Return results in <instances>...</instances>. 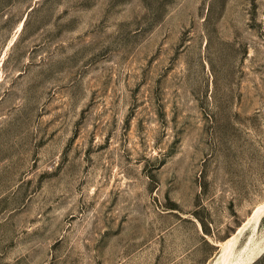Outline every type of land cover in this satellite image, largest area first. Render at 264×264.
<instances>
[{
  "label": "rangeland",
  "instance_id": "374dc122",
  "mask_svg": "<svg viewBox=\"0 0 264 264\" xmlns=\"http://www.w3.org/2000/svg\"><path fill=\"white\" fill-rule=\"evenodd\" d=\"M259 206L264 0H0V264H264Z\"/></svg>",
  "mask_w": 264,
  "mask_h": 264
},
{
  "label": "bare ground",
  "instance_id": "6f19581e",
  "mask_svg": "<svg viewBox=\"0 0 264 264\" xmlns=\"http://www.w3.org/2000/svg\"><path fill=\"white\" fill-rule=\"evenodd\" d=\"M263 206H259L253 213L252 215V220L255 221L256 223H258L260 221V217H262V211H263ZM251 219V218H250ZM250 221V220H249ZM240 231V230H239ZM237 237V236H236ZM234 239L235 238H231L230 241L226 242L225 247L224 248V253L222 254L221 257H219L220 259L217 261L216 264H225L227 261V252L230 250V248L235 244L234 243ZM236 240V239H235ZM236 242V241H235ZM253 256V255H252ZM252 259H254V256L251 258V262L253 261ZM235 263V261H234ZM241 263V262H240ZM249 264V263H248Z\"/></svg>",
  "mask_w": 264,
  "mask_h": 264
}]
</instances>
